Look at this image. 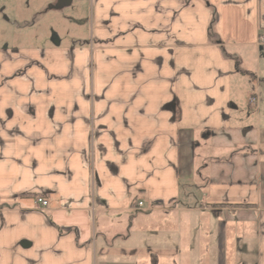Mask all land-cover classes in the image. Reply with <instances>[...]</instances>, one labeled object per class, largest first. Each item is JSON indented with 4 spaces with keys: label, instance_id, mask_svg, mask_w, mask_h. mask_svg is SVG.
<instances>
[{
    "label": "crops",
    "instance_id": "0c3cea01",
    "mask_svg": "<svg viewBox=\"0 0 264 264\" xmlns=\"http://www.w3.org/2000/svg\"><path fill=\"white\" fill-rule=\"evenodd\" d=\"M53 1L0 44V264H264V0Z\"/></svg>",
    "mask_w": 264,
    "mask_h": 264
},
{
    "label": "rangeland",
    "instance_id": "374dc122",
    "mask_svg": "<svg viewBox=\"0 0 264 264\" xmlns=\"http://www.w3.org/2000/svg\"><path fill=\"white\" fill-rule=\"evenodd\" d=\"M52 1L53 0H50V2L47 0H0V44L6 42L12 44L18 41L21 36H29L32 30H34V28L31 27L34 20H40V23H42L45 22L48 17L52 16V13L64 12L65 8L56 11L54 9L55 2ZM44 26L46 30L41 33L47 36L49 32L47 22H45ZM35 32L39 35V31L35 30ZM261 64L262 68H264V58L261 59ZM262 79L264 80V72L262 73ZM261 90L264 102V83L261 86Z\"/></svg>",
    "mask_w": 264,
    "mask_h": 264
},
{
    "label": "built area",
    "instance_id": "2783aa9c",
    "mask_svg": "<svg viewBox=\"0 0 264 264\" xmlns=\"http://www.w3.org/2000/svg\"><path fill=\"white\" fill-rule=\"evenodd\" d=\"M257 42H258L259 45L264 44V37H263V35H259V37L257 39ZM250 102L251 103H254V102H256V99L255 98H251L250 99ZM37 203L41 204L42 206H46V204H47L45 201H43L40 198L37 199ZM141 206H142V203H138V207H141Z\"/></svg>",
    "mask_w": 264,
    "mask_h": 264
},
{
    "label": "water",
    "instance_id": "95a60500",
    "mask_svg": "<svg viewBox=\"0 0 264 264\" xmlns=\"http://www.w3.org/2000/svg\"><path fill=\"white\" fill-rule=\"evenodd\" d=\"M66 1H69V0H66Z\"/></svg>",
    "mask_w": 264,
    "mask_h": 264
}]
</instances>
